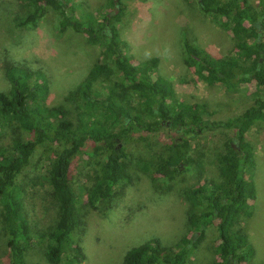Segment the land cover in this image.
<instances>
[{
	"label": "trees",
	"instance_id": "trees-1",
	"mask_svg": "<svg viewBox=\"0 0 264 264\" xmlns=\"http://www.w3.org/2000/svg\"><path fill=\"white\" fill-rule=\"evenodd\" d=\"M24 1L29 8L19 26L36 27L53 9L62 16L61 31L71 26L84 33L89 43L100 45L104 65H96L69 92L74 113L64 104L46 105L49 85L41 72L17 64L6 71L12 89L0 90V127L9 126L14 139L10 146L0 147V223L13 264H29L26 253L35 239L22 205L24 190L18 184L19 176L47 149H54L46 177L57 218L39 236L46 242L45 256L50 264H76L85 259L80 242L75 240L81 210L74 167L80 155L86 154L85 162L93 165V184L86 194L88 203L96 206L128 178L126 136L158 146L142 168L154 180L168 183L187 172L204 174L205 156L194 154L190 142L218 129H235L240 144L235 146L227 133L229 136L212 149L219 180H206L188 191L196 205L188 216L192 233L171 246L150 238L129 249L122 264H186L190 254L204 245L209 230L214 232L215 243L210 264H250L253 246L248 234L237 227L249 207L248 199L255 194L248 178L255 157L252 145L245 141L246 132L264 121V0L256 4L250 0H201L202 10L234 39L230 55L223 57L185 40L187 63L201 78L212 84L226 81L236 88L256 84L255 102L242 114L220 121L206 117L211 114L207 103L183 100L174 90L165 89L162 78L153 79L155 58L139 64L132 61L115 24L123 13L121 0H110V7L116 8L103 12L98 22L81 20L70 0ZM97 77L107 85L106 93L93 91ZM26 133L30 137L23 138ZM88 144L91 150L86 149Z\"/></svg>",
	"mask_w": 264,
	"mask_h": 264
},
{
	"label": "rangeland",
	"instance_id": "rangeland-1",
	"mask_svg": "<svg viewBox=\"0 0 264 264\" xmlns=\"http://www.w3.org/2000/svg\"><path fill=\"white\" fill-rule=\"evenodd\" d=\"M70 2L75 15L84 21L91 18L98 22L103 12L116 8L110 7V0ZM121 2L123 13L115 24L119 37L127 43L126 52L136 64L155 58L153 79L160 77L166 81L167 84L161 82L166 90H174L179 98L191 103H207L211 114L206 117L217 121L242 114L255 102L253 92L257 87L254 82L248 83L247 88H236L226 81L212 84L197 75L195 67L187 63L186 39L223 57L230 55L235 47L232 36L202 10L201 0ZM250 2L256 4L258 0ZM120 7L118 5V9ZM28 8L24 0H0V90L12 89L6 75L9 67L16 64L27 67L44 75L49 85L47 106L64 104L74 113V104L68 100L69 92L87 78L96 65L103 67L101 47L89 43L84 33L71 26L61 31L62 16L53 9L48 10L36 27L19 26L18 21ZM92 85L94 92H107V85L99 77ZM5 127H0V147L13 144L14 135L9 126ZM221 131H206L190 142L194 154L205 156L204 174L187 172L168 183L154 180L142 168L143 162L152 158L158 146L144 145L133 136H126L128 178L111 197L96 206L88 203L86 194V189L93 184V165L85 162L86 154L80 155L74 167L76 197L81 210V224L75 240L80 242L85 259L76 264H122L129 249L150 238H159L163 245L171 246L192 233L188 216L196 205L188 191L206 180H219L212 149L228 134L235 146L240 144L235 129ZM28 137L27 133L23 136ZM245 141L252 145L255 157L256 165L248 174L255 194L248 199L249 207L244 209L237 228L248 234L253 246L249 263L264 264V121L257 122L246 132ZM86 149L91 150L92 145L88 144ZM53 153L54 149H47L19 176L18 184L24 190L22 205L35 236L26 253L29 264H50L45 256L46 242L39 232L46 230L57 218V205L46 177ZM213 238L214 232L209 230L204 245L190 254L186 264H210L215 257ZM0 264H13L2 223Z\"/></svg>",
	"mask_w": 264,
	"mask_h": 264
}]
</instances>
